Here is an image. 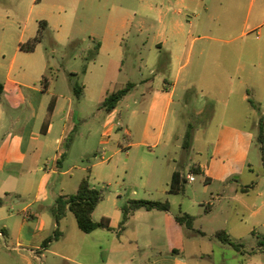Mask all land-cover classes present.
I'll return each instance as SVG.
<instances>
[{"label":"rangeland","instance_id":"rangeland-1","mask_svg":"<svg viewBox=\"0 0 264 264\" xmlns=\"http://www.w3.org/2000/svg\"><path fill=\"white\" fill-rule=\"evenodd\" d=\"M185 6L197 9L208 7L210 14L219 18V22L231 23L228 27L225 26V31L220 37L224 40L236 39L230 44L224 41L212 44L204 39L194 42L190 51L191 61L195 62L201 48H204L208 57L203 59L202 63L206 67L205 70H208V75L197 79L192 78L196 81V86H190L184 93L177 92L175 103L167 114L163 131L165 137L167 133L172 132L171 143L166 149L172 151V168H176L185 176L190 171V166L208 156L220 124L233 119L239 125L250 128L254 132V142L248 154V165L242 172L239 184L264 182V163L261 159V144L258 142L259 123L264 119V88L261 86L264 79L260 78L262 76L258 73L259 70L254 78L257 84L249 86L254 105H240L235 113L233 112V116L232 110L223 104L231 89L235 87L232 82L237 81L232 77L236 58L226 57L236 54V45L241 44L245 39L251 44L264 41V25L252 29L255 24L264 23V0H0V82L6 88L4 102L8 103L15 87L8 81L9 79L38 84L36 79L38 66H48L46 73H51L50 77L54 76L53 79H56L55 84L52 83L54 80L51 81L49 91H53L56 95L62 94L66 98L70 97L76 124L68 144L64 146L62 167L53 183L47 188V199L43 202H34L35 191L31 190L21 196L12 194L0 205L1 214L11 213L21 216L22 208L32 203L31 211L43 214L47 222H54L50 208L57 197L75 193L80 180L90 169V183L103 191V199L92 213V218L94 221H100L104 217L111 221L109 230L98 231L102 235L106 234L108 239L85 235L77 228L73 214L66 211L59 222V229L70 236L69 244H72L70 246L85 239L92 244L94 241L91 237H96L102 243H107V247H103L106 251L112 241L115 254H108V260L115 262L122 259L133 264L137 260L144 261L150 257L160 246L158 242L165 241V237H162L163 232L159 234L161 236L157 232H150L148 236L141 234L137 240L135 224L132 220L128 221L129 223L126 221L123 224L124 229L119 231L118 224L121 220L118 215L121 214L122 206L131 199L166 200L163 199L164 195L160 189L168 177L161 176L151 180L148 187L141 185L137 171L132 168L136 166L141 151H148V148H133L132 156L127 160L125 157L128 150L125 148L127 138L123 130L116 131L111 138L102 137L106 111L100 107V98L104 91L110 93L124 88L129 82L134 83V87L118 103L116 110L119 112L118 122L122 129L135 130L141 127V111L145 101L150 97V92L159 85L165 84L162 79L155 77L157 75L155 70L157 66L163 65L165 55L158 53L160 59L153 61L154 55L148 52L153 32L159 23V11L172 18V9L180 8L183 12ZM41 20L47 22L41 42L33 52L21 51L19 45L36 34ZM203 21H207L206 18H203ZM125 24H128V27L123 28L125 31L122 57L115 60L113 56H116V53L104 51L95 71L92 70L85 78L81 70L84 65L87 66L92 61L93 57L95 58L96 55L93 56V52L96 43L111 37L107 30L115 27L121 29ZM141 25H143L142 30H140ZM241 32H246L245 36L240 35ZM202 35L203 33L194 32L193 36ZM101 65L103 68H100ZM49 68L51 70H48ZM213 74L217 76L213 78ZM143 80H146V83H143ZM166 80L172 81V79ZM74 84L81 86L87 84V91L82 90V94L77 97L72 88ZM26 92L28 91H25V95ZM60 105L61 109L57 113L51 136L60 134L63 123L61 117L68 109L67 101L61 102ZM132 111H137V114L132 116ZM21 112L23 113L24 110ZM23 115L26 116V112ZM187 130L190 131L191 142L188 149H183L181 144ZM51 136L48 138L49 149L42 160L52 159L57 154V144L50 142ZM153 149L159 153L163 149V144ZM103 152H105V160L96 158ZM160 166L167 167L164 163H160ZM194 177L196 181L193 185L202 186V177L200 175H194ZM189 187L191 184L186 183L185 189ZM134 191L136 192L133 193ZM17 199H20L18 203ZM170 199H172V212H174L181 198L176 196ZM185 204L195 214L196 219L192 227H202L210 234L212 231L231 228L236 218L232 210L234 203L228 197L221 203H215L212 208L214 217L205 216L208 212L203 205L199 208V206L192 207L190 202ZM161 215L166 217L165 214ZM1 224L2 222L0 227ZM160 226L164 227L163 223ZM258 229L264 230L260 227ZM211 237L217 241L214 236ZM179 239L180 236L175 235L172 237V242L176 243ZM238 241L246 253L252 251L257 243V239L250 232L245 233ZM147 242H150L152 246L148 247ZM0 243L4 244L2 238ZM6 243L9 244L8 240ZM59 245L68 246L66 242L60 241L53 248ZM224 247L227 251H232L229 246L224 245ZM119 249L128 253L124 256L125 260L120 258ZM43 254L44 256L41 257L43 264H76L65 261L51 252H43ZM96 256L97 258L101 256L99 249L96 251ZM227 256V252L215 248L216 261ZM259 257L264 260V253L259 254ZM38 263H40L39 260Z\"/></svg>","mask_w":264,"mask_h":264},{"label":"crops","instance_id":"crops-1","mask_svg":"<svg viewBox=\"0 0 264 264\" xmlns=\"http://www.w3.org/2000/svg\"><path fill=\"white\" fill-rule=\"evenodd\" d=\"M203 18H206L207 21H203ZM158 20L159 23L153 32L152 43L148 47V52L154 55L153 61L160 59L158 53L165 55L163 65L157 66L155 70L157 73L155 77L162 79L165 84L159 85L150 92V97L145 101V106L141 111V127L139 129H122L118 122L119 112L116 109L106 112L102 125L104 129L106 118L110 113L115 116V124L109 137L111 138L116 131L123 130L122 132L127 138L125 146L128 149L125 153L127 160L132 156L133 148H148V151H141L136 166L132 168V170L137 171L143 187H148L151 180H156L161 176L168 177L160 192L164 195L163 199L168 201L170 210L168 212L138 210L126 220L127 222L130 220L134 222L137 240L141 234L148 236L150 232H157L158 235L163 232L162 237H165L163 243L162 241L158 242L161 247H157L150 257L144 261L137 260L133 264L138 262V264H264V260L259 257V254L264 253V246H260L261 238L258 237V235H264V230L258 229L259 227L264 229V182L255 181L246 185L239 184L242 172L248 165V154L254 142V132L250 128L239 125L233 119L222 122L214 136L208 156L195 163L199 166L203 185H193L196 179L192 182L187 180L191 187L185 189L183 193L178 195L168 193L172 173L177 169L172 168V151L166 150L172 140V132L167 133L165 137L163 131L167 114L175 103L177 92L184 93L190 86H196V81L192 78L197 79L208 75V70H205L206 67L202 63L203 59L208 57L204 48H201L193 63L190 51L194 42L201 39L212 44L223 41L227 44L235 42L236 38L224 40L220 37L221 33L225 31V26L228 27L231 23L219 22V18L210 14L209 8L206 6L200 9L185 6L183 12L180 8L172 9V18L159 11ZM262 25L264 23L260 22L255 24L252 29H257ZM126 26L128 27V24L123 25L121 29L115 27L107 30L111 37L99 43L100 46L95 58L87 64L86 71L83 73L85 78L97 68L98 60L104 51L116 53V56H113L115 60L120 59V56L122 57L125 31L123 28H127ZM142 28L143 25L140 26V30ZM194 32L203 33V35L194 37ZM245 34L246 32H241L240 35L245 36ZM236 48L237 53L226 58H236L232 77L236 78L237 81L232 82L235 87L233 90L231 89L223 102L228 109L232 110L231 115L233 116L240 105H251L249 100L252 97L249 93V86L257 84L254 78L257 76L258 70L262 76L260 78L264 79V71H262V67H264V41L251 44L245 39L241 44H237ZM108 57H110L109 54ZM216 57L223 58L222 56ZM47 67L38 66L36 72L38 84L9 79L8 81L15 86L13 96L8 100V103H5L6 88L4 87V92L0 98V205L10 195L21 196L30 190L35 191L34 202H43L47 199V188L53 183L56 174L62 167L61 160L66 140L69 134L76 129L75 112L71 108L72 100L70 97L66 98L62 94L56 95L53 91H49L51 82L47 87L42 84V76L47 74ZM100 68L103 66L101 65ZM216 76L217 74L212 75L213 78ZM166 79H172V81ZM55 82L56 79L52 81L53 84ZM144 82L146 83V80H143ZM261 86L264 88V81H262ZM87 87L88 85L84 84L83 92L87 91ZM26 90L28 92L25 95ZM108 93L106 91L102 93L100 103ZM51 101H54V108L49 111ZM65 101L68 103V109L65 111V115L61 117L63 123L60 127V134L51 136L57 113L61 109L60 103ZM22 110L26 112V116L23 115ZM132 112V116L137 114V111ZM50 136V142L57 144V154L52 159L42 160L49 149L48 138ZM160 144H163V149L157 153L153 148H157ZM160 163H164L167 167L160 166ZM189 173L192 172L189 171L185 175L186 179ZM176 196L181 199L177 209L172 212V199L170 198ZM226 197L234 203L232 210L235 212L236 218H234L231 228H224L223 230L226 229L227 234L239 244L241 243L238 240L245 233H253L257 243L249 253L242 249L243 246L237 250L221 243L214 236L216 231H212L210 234L202 227H195L194 229L203 233L199 234L179 225L174 220L175 214L184 212L192 215L195 221V214L185 206L186 202H190L192 207L199 206L201 208L203 205L208 212L205 216L214 217L212 208L216 202L221 203ZM19 201L20 199L16 200L17 203ZM31 205L32 203H28L22 208L21 216L11 213L1 214L0 212V222H2L0 239L2 238L4 243H0V264H43L41 260V257L44 256L43 252H51L65 261L76 264H130L122 259L115 262L108 260L109 255L115 254L112 241L106 251L103 247H107V243H102L96 237H91L94 241L92 244L88 239H85L70 246L72 245L69 244L71 242L70 236L59 229L60 224L57 225L55 220L54 222H47L43 214L30 210ZM161 214H165L166 217ZM118 218L121 220L122 214H119ZM161 223L164 227L160 226ZM110 225L111 221H109ZM56 227L62 235L46 249H42L43 240L49 237ZM118 228L119 231H122L124 225L120 227L119 222ZM99 230L104 229L94 230L85 235H95L108 239L106 234L98 233ZM175 235L180 236L176 243L172 242V237ZM211 236H214L217 241L213 240ZM6 240L9 244L6 243ZM60 241L66 242L68 246L61 247L62 245H59L53 248ZM224 245L229 246L232 251H227ZM147 246L150 247L152 244L147 242ZM215 248L227 252V258L222 257L221 260L216 261L214 259ZM98 249L101 251L99 259L96 256ZM119 252L120 258L125 260L124 256L128 253L123 252V249H119Z\"/></svg>","mask_w":264,"mask_h":264},{"label":"trees","instance_id":"trees-1","mask_svg":"<svg viewBox=\"0 0 264 264\" xmlns=\"http://www.w3.org/2000/svg\"><path fill=\"white\" fill-rule=\"evenodd\" d=\"M39 28L36 32V34L29 38L26 42L19 45V49L24 52H33L36 48V46L41 42L43 38V33L47 27V22L45 20L39 21ZM99 43H96L93 56H95L99 49ZM94 59V57L92 58ZM48 70H51L50 68ZM86 71V65L82 67L81 73H85ZM51 74V73H50ZM50 74H44L42 76V84L44 87H47L52 80H54V76L50 77ZM134 87V83H127V85L119 90L110 92L106 94L104 100L102 101L100 107L104 109L106 112H111L114 109H116L118 103L126 96L130 89ZM73 92L78 97L82 94L83 86L74 84L73 85ZM4 92V85L2 82H0V98ZM251 105H254L251 100H249ZM54 108V101H51L49 104V111L53 110ZM72 133L69 134L66 145L68 144L69 139L71 138ZM190 138L191 134L190 131H186L183 137L182 141V148L188 149L190 146ZM258 142L260 145V151H261V159L262 163H264V119H262L259 123V137ZM190 172H192L194 175H200V169L197 164H193L190 166ZM89 172L90 169L87 170V174L85 177H83L77 187V190L73 194L69 195H59L57 199L54 202V205L50 208V212L58 225L59 221L62 219V217L65 215L66 211H69L73 214L75 218V222L77 225V228L85 233L89 234L97 229H110L109 226V220L107 218H101L100 221H94L92 218V213L94 212L97 205L102 201L103 199V191L101 189L95 188L90 184L89 181ZM187 183V179L185 178L182 173H180L178 170H175L172 173L168 193L172 195H178L180 193H183L185 190V184ZM1 203V200H0ZM138 210H145V211H151V210H158L162 212H168L170 210V205L167 200L164 201H151V200H143V199H131L128 200L127 203L122 206L121 208V214L122 219L120 222V227L123 226V224L126 222V220L134 214V212ZM174 220L179 225H183L188 229L194 230L195 232L199 234H203L201 231L196 230L192 227V224L194 222V217L188 213L179 212L174 215ZM62 233L59 231L58 227L55 228L53 233L47 237L42 242V249H46L52 242L58 240ZM221 243L227 244L234 249H239L242 245L239 243H236L225 230L221 229L215 232L214 235ZM259 238H261L260 246H264V235H258Z\"/></svg>","mask_w":264,"mask_h":264},{"label":"built area","instance_id":"built-area-1","mask_svg":"<svg viewBox=\"0 0 264 264\" xmlns=\"http://www.w3.org/2000/svg\"><path fill=\"white\" fill-rule=\"evenodd\" d=\"M115 124V116L113 114H109L106 118L105 125H104V131H103V138H108L110 136V133L112 131V127ZM118 126V124H117ZM96 158L105 160V152H103L101 155H98ZM187 180L189 182H192L195 180L194 174L189 173L187 175Z\"/></svg>","mask_w":264,"mask_h":264}]
</instances>
